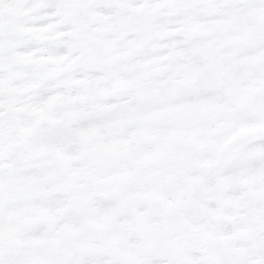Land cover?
Masks as SVG:
<instances>
[{
    "label": "snow or ice",
    "instance_id": "6c2138e0",
    "mask_svg": "<svg viewBox=\"0 0 264 264\" xmlns=\"http://www.w3.org/2000/svg\"><path fill=\"white\" fill-rule=\"evenodd\" d=\"M0 264H264V0H0Z\"/></svg>",
    "mask_w": 264,
    "mask_h": 264
}]
</instances>
